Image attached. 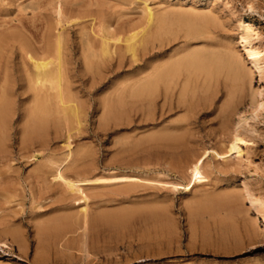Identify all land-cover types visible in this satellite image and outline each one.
Here are the masks:
<instances>
[{"label": "rangeland", "instance_id": "obj_1", "mask_svg": "<svg viewBox=\"0 0 264 264\" xmlns=\"http://www.w3.org/2000/svg\"><path fill=\"white\" fill-rule=\"evenodd\" d=\"M49 1L0 0V36L7 21L22 20L28 35L57 26ZM64 1L66 92L82 123L41 126L46 152L39 143L23 150L20 113L0 126V264H264V0ZM93 19L106 38L144 34L135 50L110 41L104 54ZM164 134L182 147L154 140ZM236 135L246 144L230 152ZM70 152L93 180L131 179L77 184L82 194L37 176L49 154ZM126 211L135 213L127 224L92 223Z\"/></svg>", "mask_w": 264, "mask_h": 264}, {"label": "bare ground", "instance_id": "obj_2", "mask_svg": "<svg viewBox=\"0 0 264 264\" xmlns=\"http://www.w3.org/2000/svg\"><path fill=\"white\" fill-rule=\"evenodd\" d=\"M53 3L55 4V6H53V7L55 8V10L57 12V16H58L57 26H53V27L51 26L48 31H46L42 34H40L41 32L39 33V31H41L42 29L41 30L37 29V31H33V32L31 31L32 34L28 35L26 32H24L26 30V26L24 25L22 20H17L16 23H18V24H15L14 21H12L11 24H9L10 22L7 20L6 21L8 23H3L4 25L2 24V27L8 26V25H10V26L7 27L8 29H5L6 28L5 27L4 28L5 33H3L0 36V126H7V127L8 126H14V122L16 121L15 119H16V117L19 116V113H20V120L19 121H21V122L25 121V123L23 124V127L26 126V129H24L25 131H24L23 137H22V145L20 144L21 146H23V150L25 148H29L31 145H33L35 143H39V146L43 151H45L47 149L45 147L46 144H44L45 142L43 143L41 140H39L40 139L39 134H40L41 126H50L51 124L53 126V123H54V125L57 123H59V124L62 123L64 126H74V124L79 126L82 123L81 122L82 110H81V108H79V106L76 103L73 102L76 98L74 100L71 98H68L67 92H66V89H67L66 83H67V79L69 78L67 74H68L69 70L67 69V64L64 60V55H66L65 54V43L62 39L63 35H65L64 34L65 28H64V26H61V30L59 28V26L62 24V21H64L66 24H69L68 20H64V18H65L64 17V5H65L64 3H65V1L64 0H50L48 3V6H52ZM150 11L151 10H148L149 14H150ZM86 14H87V16H90L91 12L90 11L86 12ZM39 15H42V13L39 12ZM42 17H43V15H42ZM19 19H21V18H19ZM151 19H152V17H151ZM95 20L96 19H93V21L91 23L92 30H93V31L92 30L91 31H92V33H94L97 36L98 34L95 30V27L98 28L97 31H99V34H100L102 32L101 28L103 27V24L99 23L96 26L97 23L94 24ZM28 26H29V24H28ZM212 28H213V26H212ZM9 29L10 30L13 29V31H10ZM107 29H108V27H107ZM5 30H9L10 32L7 31L8 32L7 33ZM142 30H144V29H142ZM141 31H139V32H141ZM207 31H209V30H207ZM103 32H106V31H103ZM103 32L101 33L102 35H103ZM111 32H110V34H114V36L117 35V34L111 33ZM139 32H134L129 37H127L128 36L127 35L126 39L123 38L124 40H121L120 37L118 39H113V38L110 39L108 37V35H107L108 38H106V36H104V35L101 37L98 35L101 38L100 39L101 45L99 47L101 48V51L104 54H106L109 45H112V44H110V41L114 42L113 44H115V45L117 43L121 42L122 44L124 43V45H126L128 51H133L134 45L136 44L135 41L138 40V37H140L141 34L143 33V32H141V34H139ZM94 34H92V35H94ZM153 34H155V33H153ZM112 37H113V35H112ZM121 38H122V36H121ZM91 39H92V36H91ZM243 39H246V38H243ZM92 42H94V41H92ZM92 42L90 41V43L88 44L89 50H90V48H95V46H94L95 43H92ZM242 44H244V47H245L246 52H247V49H248L247 48V44H248L247 41L244 40ZM246 52H245V54H246ZM248 52L246 55V59H248L250 61L253 60V62H254V58L252 59V56H251L253 53L250 55ZM250 53H251V51H250ZM38 56H40V57H38ZM218 56H220V55H218ZM15 57L20 58V63H16L14 61ZM218 58H220V57H218ZM221 60H222V58H221ZM66 61H67V59H66ZM188 61H190V60H188ZM240 62H241V60H240ZM191 64H193V62H191ZM68 65H69V63H68ZM176 65L178 66V64H176ZM176 65L174 67L177 68ZM242 65L245 66V64H242ZM154 66H155V64H154ZM229 66L232 70H234V76L240 77L242 75L241 70L238 68L236 59L231 58V60L229 62ZM172 67H170V68H172ZM205 67H206V65H205ZM214 68H216V67H214ZM148 69L150 70L149 67H148ZM169 69L166 71L169 72ZM193 70H194V67H193ZM162 71L164 72V70H162ZM164 74L166 77V72ZM247 75L251 76V78L249 80H253L252 79L253 71L249 67L247 68ZM161 79H163L162 75L158 76L157 79L151 78L148 82L149 84L147 83V85L143 86L142 92L152 88V86L154 85V82L156 83V81L158 82ZM164 83H165V81H164ZM142 84H144V83H142ZM168 84H170V83H168ZM252 90H253V88H252ZM148 95H146V96H148ZM31 98L33 100L32 105L30 107H27L28 106L27 102ZM162 99H164V98H162ZM20 101L22 102V104H19L20 105L19 106L18 103H20ZM21 106H22V109L20 108ZM162 116H164V114ZM17 123H19L18 120H17ZM17 125H19V124H17ZM77 129H79V127ZM239 136L240 135L235 136V138H234L235 142H233L231 144L230 152H234V151L239 150V146L237 143L241 142V143L246 144L245 140ZM181 137H183V136H181ZM2 139H0V140H2ZM154 140L158 141V142H162V141L165 142L166 141V143H169V145L175 144V143L178 145L182 144V140H180V138L173 137V136L170 137V136H167L165 134L162 136H158ZM4 141H5V139H4ZM0 144H1V141H0ZM180 147H182V145ZM43 151H42V154L44 153ZM46 151H48V150H46ZM86 153H87V151H86ZM53 155H55V154H52V155L49 154L47 162H45L44 164L42 163L43 164L42 166L40 165V163L38 164V166L40 168L38 169V167H37V170H38L37 176L40 177V179L46 178V177L52 178V182L60 181V183L61 182L64 183V187H66L67 190H69V192H71V193H75V192H81L82 193V191L84 189L82 188L83 189L82 190L79 187L80 185L79 186L77 185L80 183H83V184L84 183L85 184L86 183H94V184H100V185H102V184L110 185V184H115V183L119 184V183L128 182L131 179L129 177H120V178L113 177V178H108V179H102L101 178V179L93 180V178L91 179L90 176L89 177L87 176L88 173H92V171L90 170V172H88L85 170L89 165L86 163V161H84V159H83L84 157L82 158L84 161L82 163L81 160H78L77 155H76L77 158L72 157L71 152L68 155H66V153H65L64 158H58L57 156H56L57 157L56 158ZM42 156H44V155H42ZM45 156H47V155H45ZM83 156H85V154ZM33 157H35V156H33ZM79 159H80V157H79ZM39 162H42V161H39ZM78 163H81V164H78ZM192 167L193 168H192L191 172L193 174V177H192L193 181L194 182H201L204 178L200 172L201 171L199 168L200 165L195 164ZM75 174H76V177L72 179L71 176H73ZM86 198L84 197L83 199L85 200ZM246 199H248V198L246 197ZM87 200H88V198H87ZM81 201H82V199H81ZM216 202H217V199H216ZM86 203H87V201H86ZM208 203H210V202H208ZM251 209H252V207H251ZM251 209H249L250 214L252 212ZM87 213H88V211H87ZM250 214L248 216H251ZM133 215H135V213L127 212V211L126 212L113 213V214H101V215L97 216L96 218H93L92 223H94L95 225H101L103 227H104V224L116 227V226H120L123 222L125 224H127L128 220H130ZM212 215H214V214H212ZM84 220H83V222H84ZM254 220H255V218H254ZM69 224H71V223H69ZM73 226H75V225H73ZM65 231H66V229H65ZM83 243H85V242H83ZM83 249L85 250V247ZM85 251H87V250H85Z\"/></svg>", "mask_w": 264, "mask_h": 264}]
</instances>
